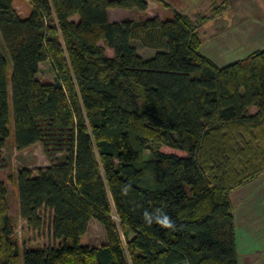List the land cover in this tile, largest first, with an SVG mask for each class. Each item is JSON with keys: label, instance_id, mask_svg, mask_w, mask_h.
Wrapping results in <instances>:
<instances>
[{"label": "trees", "instance_id": "1", "mask_svg": "<svg viewBox=\"0 0 264 264\" xmlns=\"http://www.w3.org/2000/svg\"><path fill=\"white\" fill-rule=\"evenodd\" d=\"M14 1L0 0V151L9 125L17 150L40 145L48 165L15 174L18 214L38 230L46 210L58 244L19 245L0 180V264H237L229 194L264 175V48L218 66L185 14L108 20L162 0H26V16Z\"/></svg>", "mask_w": 264, "mask_h": 264}, {"label": "rangeland", "instance_id": "2", "mask_svg": "<svg viewBox=\"0 0 264 264\" xmlns=\"http://www.w3.org/2000/svg\"><path fill=\"white\" fill-rule=\"evenodd\" d=\"M162 1H150L144 12H139L135 9H111L109 15L110 21H120L125 18L142 20L154 16L162 20L170 19L174 11L185 14L198 24V32L203 43L200 49L201 52L205 56H209L212 60L217 59L215 63L219 65H226L237 60V57H244L247 51L264 48V0H239L238 3H235V0H231L221 11L219 7L216 8L215 6L219 5L222 0H213L212 2L209 0ZM226 3H228V0H226ZM13 7L20 16H26L30 9L26 0H15ZM236 8L239 10L238 12H235ZM214 11L220 13L214 16ZM73 20H75V17ZM246 26L250 27L251 31L259 28V37L261 39L258 41L255 39L251 42L247 40L246 34L240 35V31ZM133 44L138 54L144 58L150 57L154 53V50L142 47L137 41H133ZM230 48L232 49L228 51ZM106 54L110 55L111 53L107 50ZM235 55L237 56L235 57ZM37 77L42 81L52 80V71L48 63L40 64ZM250 112L254 113L255 109H251ZM9 126V137H7L4 147L0 151L2 158L0 180L4 182L6 187L8 215L14 226V236L18 240L19 245H24L25 247L57 245L58 243L51 237L50 215L46 210L40 211L43 225L38 230L29 229L19 217L15 183L17 170L22 167H27L35 172L37 168L46 167L49 162L39 144L17 150L14 146L12 126ZM87 236L88 241L95 246H99L106 241L102 226L95 221L90 223Z\"/></svg>", "mask_w": 264, "mask_h": 264}, {"label": "crops", "instance_id": "3", "mask_svg": "<svg viewBox=\"0 0 264 264\" xmlns=\"http://www.w3.org/2000/svg\"><path fill=\"white\" fill-rule=\"evenodd\" d=\"M209 1L212 2L213 0ZM235 1V3L239 2V0ZM230 2L231 0H228V3H226L225 6H227V4ZM148 3H150V1ZM241 5L243 6V4ZM237 8L235 9V12L239 11ZM110 10L111 9L107 10V17L109 21V15L111 13ZM244 28H242V31H240V35L246 34L247 40L253 42L255 39L257 41L261 39L259 37V28L252 31L248 26ZM228 36L231 37L230 35ZM231 49L232 48L228 49V51ZM250 52L252 51H247L246 54ZM236 56L237 55H235V57ZM207 57L210 58L209 56ZM213 57L216 59L215 56ZM237 58L239 59L242 57ZM216 60L212 61L215 63L217 62ZM217 65L222 66L219 64ZM229 199L233 206L237 264H264V175L231 191L229 194ZM92 221L93 220L89 221L88 227ZM89 245L97 247L92 245L90 242Z\"/></svg>", "mask_w": 264, "mask_h": 264}, {"label": "clouds", "instance_id": "4", "mask_svg": "<svg viewBox=\"0 0 264 264\" xmlns=\"http://www.w3.org/2000/svg\"><path fill=\"white\" fill-rule=\"evenodd\" d=\"M144 219H145V223L149 225H151L155 219V222L159 224L161 227L173 228L174 226L173 222L170 220V218L167 215H157L154 218L152 215L145 213Z\"/></svg>", "mask_w": 264, "mask_h": 264}, {"label": "built area", "instance_id": "5", "mask_svg": "<svg viewBox=\"0 0 264 264\" xmlns=\"http://www.w3.org/2000/svg\"><path fill=\"white\" fill-rule=\"evenodd\" d=\"M183 264H188L187 262H184Z\"/></svg>", "mask_w": 264, "mask_h": 264}]
</instances>
